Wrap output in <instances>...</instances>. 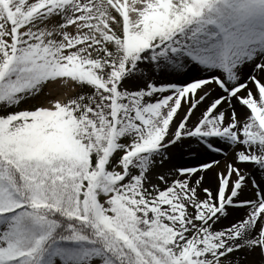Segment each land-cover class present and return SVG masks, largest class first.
<instances>
[{"label":"snow or ice","instance_id":"snow-or-ice-1","mask_svg":"<svg viewBox=\"0 0 264 264\" xmlns=\"http://www.w3.org/2000/svg\"><path fill=\"white\" fill-rule=\"evenodd\" d=\"M0 264H264V0H0Z\"/></svg>","mask_w":264,"mask_h":264},{"label":"rangeland","instance_id":"rangeland-1","mask_svg":"<svg viewBox=\"0 0 264 264\" xmlns=\"http://www.w3.org/2000/svg\"><path fill=\"white\" fill-rule=\"evenodd\" d=\"M62 86H63V87H66V89H67V91H68V93L66 94V98H65L63 101H66V100L69 99L70 97H72V96L78 94L79 91H80V90H79L78 88H76V87H70V86H66V85H63V84H62ZM45 92H46V93H48V92L51 93V91H50V89H49V86H48V88L45 89ZM51 96H52L53 99H58V98L60 97V94H51ZM39 103H41V100H39V99H29V100L27 101V103L23 105V107H26V108H27V107H32L33 105H37V104H39ZM190 158H191L190 156H186V157H185V159H190ZM218 158H219V157H218ZM157 174H159V173L157 172Z\"/></svg>","mask_w":264,"mask_h":264},{"label":"bare ground","instance_id":"bare-ground-1","mask_svg":"<svg viewBox=\"0 0 264 264\" xmlns=\"http://www.w3.org/2000/svg\"><path fill=\"white\" fill-rule=\"evenodd\" d=\"M49 89L51 91V94H60V99L63 101L66 98V94L68 93L66 87H63L60 83H53L49 85Z\"/></svg>","mask_w":264,"mask_h":264}]
</instances>
